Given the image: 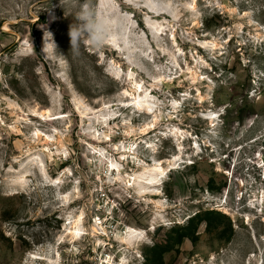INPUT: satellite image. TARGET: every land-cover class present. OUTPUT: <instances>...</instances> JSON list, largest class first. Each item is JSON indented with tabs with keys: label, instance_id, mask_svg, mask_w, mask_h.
Segmentation results:
<instances>
[{
	"label": "rangeland",
	"instance_id": "374dc122",
	"mask_svg": "<svg viewBox=\"0 0 264 264\" xmlns=\"http://www.w3.org/2000/svg\"><path fill=\"white\" fill-rule=\"evenodd\" d=\"M85 2L0 0V264H264V0Z\"/></svg>",
	"mask_w": 264,
	"mask_h": 264
},
{
	"label": "bare ground",
	"instance_id": "6f19581e",
	"mask_svg": "<svg viewBox=\"0 0 264 264\" xmlns=\"http://www.w3.org/2000/svg\"><path fill=\"white\" fill-rule=\"evenodd\" d=\"M156 5V4H155ZM153 3H149L146 2L145 4V8L148 10L149 13H153L155 15H162L163 12L162 10L157 9V5L155 6ZM192 7H195V2L193 1L191 3ZM164 14V13H163ZM136 86V91H140L141 89V84H139L137 81L133 82ZM153 88H156V84H152ZM128 90L125 89L124 93H127ZM134 94V93H132ZM126 104V103H124ZM123 104V105H124ZM134 108H136L137 110L140 111H154L156 112V110H153L152 105L150 104V102L148 101V99L146 98V93L144 96H142L141 92H139L137 95L134 94L132 103ZM129 105V104H128ZM176 107V106H175ZM44 114V113H43ZM157 122V118L155 117L153 124ZM148 126H144L141 130L143 133H147L148 132ZM177 156H173L172 158L167 159V162L170 163L173 161V163L176 161ZM114 168L117 169L118 171V178L123 179L125 181V184H129L130 185V181L132 180L131 178L128 179H124L123 178V170L121 169L120 163L118 162V164H114ZM143 170L140 174L136 175V179H134V182H136L139 185V193L140 194H145L148 191V187H150L151 185H156V184H160L162 182V176L165 173V167H163L161 165V160H155L153 164L151 165H147L143 162L142 164ZM123 172V173H122ZM129 181V183H128ZM150 184V185H149ZM158 203L156 204V206L162 205L161 201H157ZM92 229H96V226L93 225ZM68 231L71 234V237H79L84 233V225H83V221H82V213L78 215L77 218H71L69 221V227H68ZM143 232L141 231H137L134 229H130V231L128 232V234L126 235V237L124 238V243L129 244V246H133L132 242L135 238H139L140 236H142ZM36 257V256H35ZM38 258H41L40 256H38Z\"/></svg>",
	"mask_w": 264,
	"mask_h": 264
},
{
	"label": "clouds",
	"instance_id": "9594fccd",
	"mask_svg": "<svg viewBox=\"0 0 264 264\" xmlns=\"http://www.w3.org/2000/svg\"><path fill=\"white\" fill-rule=\"evenodd\" d=\"M76 19L78 21L77 25H70L68 32L71 49L73 51L79 48L81 42L99 46L102 45L108 38V24L96 17L92 6L87 2V0L81 6ZM49 47L58 48L51 32H48L43 40L42 52L46 51Z\"/></svg>",
	"mask_w": 264,
	"mask_h": 264
}]
</instances>
